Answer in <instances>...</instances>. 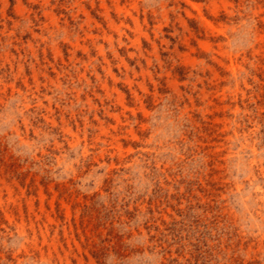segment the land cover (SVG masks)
Wrapping results in <instances>:
<instances>
[{"label": "rangeland", "instance_id": "obj_1", "mask_svg": "<svg viewBox=\"0 0 264 264\" xmlns=\"http://www.w3.org/2000/svg\"><path fill=\"white\" fill-rule=\"evenodd\" d=\"M0 264H264V0H0Z\"/></svg>", "mask_w": 264, "mask_h": 264}]
</instances>
